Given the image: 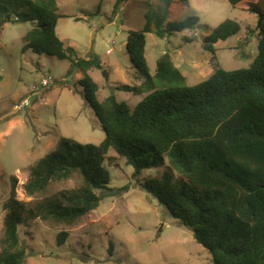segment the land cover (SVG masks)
Here are the masks:
<instances>
[{
	"label": "trees",
	"instance_id": "16d2710c",
	"mask_svg": "<svg viewBox=\"0 0 264 264\" xmlns=\"http://www.w3.org/2000/svg\"><path fill=\"white\" fill-rule=\"evenodd\" d=\"M128 1L119 0L114 13ZM159 2L147 12L145 29L130 31L126 41L144 82L116 90L141 95L142 86L148 87L131 111L114 95L99 100V87L88 72L102 69L101 61L80 59L65 47L57 34L64 16L56 0H0V32L11 23L35 26L24 37L23 52L68 60L83 71L86 101L105 132L99 145L62 137L30 167L24 185L26 195L35 198L53 183L77 175L80 185L73 190L24 203L17 199V179L12 178L4 204L0 264L24 263L27 248L20 230L31 221L73 226L98 208L111 182L106 165L114 159L111 151L134 169L135 178L144 170L168 168L161 177L146 180L142 189L192 232L212 264H264V0H230L233 9L258 17V55L250 67L226 71L218 62L216 44L241 30L237 21L227 19L203 40L213 73L193 86L168 55L157 62L154 75L150 72L147 34L164 37L193 30L199 23L198 17L167 23L173 0ZM66 239L65 232L57 236L60 245Z\"/></svg>",
	"mask_w": 264,
	"mask_h": 264
},
{
	"label": "rangeland",
	"instance_id": "374dc122",
	"mask_svg": "<svg viewBox=\"0 0 264 264\" xmlns=\"http://www.w3.org/2000/svg\"><path fill=\"white\" fill-rule=\"evenodd\" d=\"M118 1L56 0L64 16L59 20L57 34L78 58L101 61L102 69L88 72L99 87V100L114 95L132 111L147 95L148 87L142 86L141 95L116 90L122 85L134 87L144 82L125 42L130 31L145 29L147 12L160 2L130 0L126 6L121 3L116 14ZM189 17L199 18L193 30L164 37L147 34L146 57L152 75L165 55L170 59L181 56L187 64L192 60L194 66L200 63L195 59L209 60L205 55L210 54L202 48L203 40L227 19L237 21L241 30L216 44L221 68H248L256 59L260 40L257 15L233 9L230 0H173L167 23ZM33 28L32 23H11L0 32V237L12 178L17 179V199L24 203L73 190L80 185L77 175L53 183L35 198L26 195L24 185L30 167L55 149L62 137L94 145L105 139L80 83L83 71L68 60L22 51L24 37ZM207 65L211 68V61ZM186 69L187 65V74ZM200 72L190 75L187 84L193 86L206 80L213 70ZM48 78L49 86L41 88L42 80ZM34 87L40 89L36 94L32 93ZM25 100L30 105L18 109ZM109 156L114 158L106 163L111 182L97 209L73 226L37 220L21 228V242L27 248L23 264H212L211 255L195 241L192 232L142 189L146 180L161 177L168 168L144 170L135 178L131 166L113 151ZM125 187L127 190L118 193ZM102 193L97 192L99 196ZM61 232L67 233V239L60 245L57 236Z\"/></svg>",
	"mask_w": 264,
	"mask_h": 264
},
{
	"label": "crops",
	"instance_id": "0c3cea01",
	"mask_svg": "<svg viewBox=\"0 0 264 264\" xmlns=\"http://www.w3.org/2000/svg\"><path fill=\"white\" fill-rule=\"evenodd\" d=\"M130 1V0H129ZM129 1L128 2H126L125 4H124V6H126L128 3H129ZM147 42H148V39H147ZM221 42V41H220ZM219 43V42H218ZM125 47H126V42H125ZM146 48H147V46H146ZM206 57H208V59L209 60H206V62H201L200 60H198V59H195V61L196 62H200V63H196V66H194L195 65V62L194 63H191L192 62V60H189L188 62V64H187V60L186 59H182V57L181 56H177L176 58H174L173 56H171L172 57V62L174 63V65L180 70V72L186 77V79H188L189 78V76L190 75H194V74H197L198 72H200V74L201 73H203V71H206L207 70V73H210L212 70H213V68L211 67H209L208 65H207V61H208V63L210 64V60H211V55H205ZM147 58V57H146ZM180 59H182V60H180ZM148 61V60H147ZM201 63H203V64H201ZM148 64H149V62H148ZM157 65V64H156ZM186 65L188 66V69H186V71H189V73H185V68H186ZM201 65V66H200ZM153 73V72H152ZM213 73V72H212ZM204 74V73H203ZM211 75V74H210ZM209 75V76H210Z\"/></svg>",
	"mask_w": 264,
	"mask_h": 264
},
{
	"label": "built area",
	"instance_id": "2783aa9c",
	"mask_svg": "<svg viewBox=\"0 0 264 264\" xmlns=\"http://www.w3.org/2000/svg\"><path fill=\"white\" fill-rule=\"evenodd\" d=\"M50 82H51V78L43 79L42 82H41V88H42V87H44V88H45V87H48L49 84H50ZM39 90H40L39 87H34L33 90H32V93H33V94H36ZM29 105H30V104H29V100H25V101L21 104V106L18 107V109L25 108V107H27V106H29Z\"/></svg>",
	"mask_w": 264,
	"mask_h": 264
}]
</instances>
